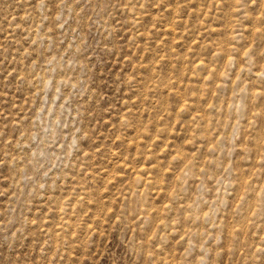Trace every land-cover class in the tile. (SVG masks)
Returning <instances> with one entry per match:
<instances>
[{"label":"rangeland","instance_id":"1","mask_svg":"<svg viewBox=\"0 0 264 264\" xmlns=\"http://www.w3.org/2000/svg\"><path fill=\"white\" fill-rule=\"evenodd\" d=\"M0 264H264V0H0Z\"/></svg>","mask_w":264,"mask_h":264}]
</instances>
